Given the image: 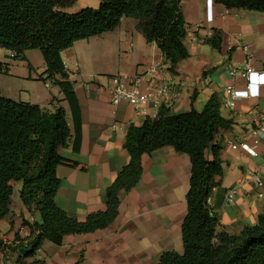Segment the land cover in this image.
<instances>
[{
	"label": "crops",
	"instance_id": "1",
	"mask_svg": "<svg viewBox=\"0 0 264 264\" xmlns=\"http://www.w3.org/2000/svg\"><path fill=\"white\" fill-rule=\"evenodd\" d=\"M180 3L187 24L184 45L189 56L175 72L170 71L156 45L146 42L137 21L131 18H122L115 30L77 41L61 52L79 117L77 152L73 150L75 128L70 104L57 85L42 80L46 70L42 54L32 50V63L28 53L23 54L31 70L23 72L21 78L32 79V99L25 103L49 112L62 107L65 112L71 138L58 150L60 187L56 204L80 222L106 209V190L128 162L123 149L128 127L140 126L158 113L150 107L143 116L125 102L112 105L105 91L110 78L139 77L142 86H155L150 74L155 66L161 69L158 78L169 84L166 108L171 114L188 112L194 109L193 103L203 106L215 95L221 115L232 121L231 127L216 138L223 176L216 179L220 185L209 197V208L217 216V232L238 234L256 224L263 211L264 188L253 185L249 172L255 171L264 179V86L259 87L258 97L237 98L232 107L224 103L228 101V87L247 89V78L243 74L232 77L228 67L243 68L248 63L254 72L264 71V12L227 10L212 1V18L207 21L206 0ZM215 32L221 35L220 50L206 43ZM5 64L9 75V65ZM242 140L245 146L235 150L227 144ZM207 158L212 160V155ZM141 164L142 177L131 191L121 194L118 215L110 226L90 234L65 236L60 246L44 241L35 258L44 264H157L164 252L181 253L189 157L162 147L143 155ZM232 188L238 193L228 204L224 197ZM23 221L40 224L41 218L37 212L29 213L20 200L11 199L10 214L0 220L3 245L12 244L16 237L26 243L30 231Z\"/></svg>",
	"mask_w": 264,
	"mask_h": 264
},
{
	"label": "trees",
	"instance_id": "2",
	"mask_svg": "<svg viewBox=\"0 0 264 264\" xmlns=\"http://www.w3.org/2000/svg\"><path fill=\"white\" fill-rule=\"evenodd\" d=\"M212 1L227 10L264 12V0ZM75 2L0 0V48L20 59L25 51H40L46 65L42 80L57 85L72 108L73 150L77 152L79 117L62 51L77 41L111 32L122 18H131L137 21L146 42L154 43L160 50L170 71L175 72L189 53L184 45L187 24L180 0H99L97 9L64 12ZM206 43L220 50V33L215 32ZM6 73L7 65L0 62V74ZM220 106L218 97L212 95L200 112L191 109L171 114L168 108L161 107L155 118L145 119L140 126L130 125L123 144L128 162L106 190V209L91 213L80 222L56 204L60 187L56 175L58 150L67 146L71 138L63 108L49 112L0 93V220L10 214L16 182L22 184L18 191L21 204L41 218L40 224L23 221L30 231L26 243L16 237L9 247L14 252L29 250L25 255L18 254L17 264H44L35 258L44 241L60 246L65 236L90 234L110 226L118 215L121 194L131 191L142 177V156L162 147H171L189 157L190 180L181 224L182 252H164L157 264H264V205L256 224L231 235L217 232V216L207 204L220 185L216 179L223 176L216 138L232 125L221 115ZM3 246L0 239V249Z\"/></svg>",
	"mask_w": 264,
	"mask_h": 264
},
{
	"label": "built area",
	"instance_id": "3",
	"mask_svg": "<svg viewBox=\"0 0 264 264\" xmlns=\"http://www.w3.org/2000/svg\"><path fill=\"white\" fill-rule=\"evenodd\" d=\"M212 0H206V20L210 21L212 18L211 13ZM228 72L232 77L239 74H243L247 78V89L244 91L234 90L232 87L227 88L228 101L224 103V106H233V101L237 98L244 97H258L259 87L264 86V71L262 73H256L247 63L243 68L228 67ZM161 73L159 66H155L150 69V74L153 75V82L155 86H142V79L139 77L126 78L122 76H114L110 78V82L105 91L110 97L112 105H117L121 102L127 103L131 106L136 113L143 116H147L148 109L150 107L160 109L161 107H166L167 95L169 92V84L164 83L158 78ZM158 80V82H155ZM162 81V82H160ZM264 120V117H263ZM263 131V129H260ZM228 146L235 150L240 147L245 146V140L239 141L237 143H232L227 141ZM249 177L251 182L256 188H264V179L259 177L255 171L249 172ZM238 191L236 188L229 189L225 193V201L231 204L235 200V196ZM262 194L259 193V197ZM210 199H207V204H209ZM19 242H16V244ZM11 245H4L0 249V264H17L16 259L19 252L12 251L9 247Z\"/></svg>",
	"mask_w": 264,
	"mask_h": 264
},
{
	"label": "rangeland",
	"instance_id": "4",
	"mask_svg": "<svg viewBox=\"0 0 264 264\" xmlns=\"http://www.w3.org/2000/svg\"><path fill=\"white\" fill-rule=\"evenodd\" d=\"M99 6V0H76V2L69 8L65 9L64 12L66 13H76L82 9L90 8V9H97ZM81 41V40H80ZM27 55L29 56L31 63L32 57V50H28ZM35 53H39L35 51ZM15 53L11 52L10 50L0 48V62H5L9 65L10 71L9 75L0 74V93L3 97L11 99L17 102H29L32 99L31 89H32V79L21 78V74L23 72H29L31 70V64H28L23 57L21 60L20 58H16ZM38 54V55H39ZM24 62V64H21ZM198 106L197 103H193L192 107L194 110L200 112L203 110L204 106ZM21 182L14 183V190L12 194V200H15L19 203L18 199V191L21 189ZM11 245V244H10ZM17 261V259H16Z\"/></svg>",
	"mask_w": 264,
	"mask_h": 264
},
{
	"label": "water",
	"instance_id": "5",
	"mask_svg": "<svg viewBox=\"0 0 264 264\" xmlns=\"http://www.w3.org/2000/svg\"><path fill=\"white\" fill-rule=\"evenodd\" d=\"M18 252H19L20 255H25V254H27L29 252V250H27V249H20Z\"/></svg>",
	"mask_w": 264,
	"mask_h": 264
}]
</instances>
